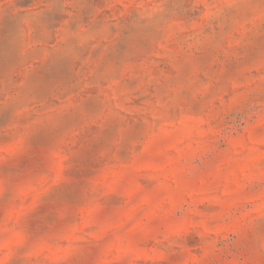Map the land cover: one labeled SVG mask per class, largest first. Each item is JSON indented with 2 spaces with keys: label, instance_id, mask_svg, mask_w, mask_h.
<instances>
[{
  "label": "rangeland",
  "instance_id": "374dc122",
  "mask_svg": "<svg viewBox=\"0 0 264 264\" xmlns=\"http://www.w3.org/2000/svg\"><path fill=\"white\" fill-rule=\"evenodd\" d=\"M0 264H264V0H0Z\"/></svg>",
  "mask_w": 264,
  "mask_h": 264
}]
</instances>
